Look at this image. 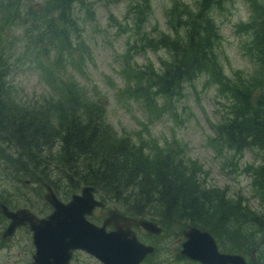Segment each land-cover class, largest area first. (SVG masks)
Segmentation results:
<instances>
[{"label": "trees", "instance_id": "trees-1", "mask_svg": "<svg viewBox=\"0 0 264 264\" xmlns=\"http://www.w3.org/2000/svg\"><path fill=\"white\" fill-rule=\"evenodd\" d=\"M221 2L203 0L197 3L196 12L182 10L175 20L185 29L181 35L177 31L174 35L144 30L141 25L135 33L138 49H165L167 55L159 66H129L122 91L148 108L149 124H153L151 115L162 117L168 110L167 102L179 98L185 84H192L201 75L208 76L231 104L222 124L215 125V132L224 136L228 149L235 154L245 148L261 153V157L256 153L260 163L249 164L246 169L262 211L243 204L241 197L231 198L220 188L204 185L200 179L202 165L187 156L183 148L186 144L174 134L161 140L150 131L145 135L115 132L107 121L101 90L88 80L84 68V28L78 13L86 0L0 2V18L5 23L14 20V26L21 28L31 22L22 37L14 38V65L30 57V66L39 69L40 80L50 87L40 101L26 103L17 98L15 89L13 97V87L6 80L9 58L1 48L0 152L11 151L12 156L6 157L14 162V177L21 181L31 178L54 190L63 181L71 194L91 185L104 201L113 199L125 214L156 219L163 226L181 223L208 230L218 241L227 243L221 246L229 252L250 253L261 248L264 6L248 0L260 14L241 25L248 37L243 45L245 52L260 67L246 79L240 70L231 78L224 73L214 50L219 34L210 12L213 4ZM149 8V0L130 6L136 12L137 23L140 14L139 22L146 20ZM256 88L259 90L254 93ZM257 262L264 264L261 258Z\"/></svg>", "mask_w": 264, "mask_h": 264}, {"label": "rangeland", "instance_id": "rangeland-1", "mask_svg": "<svg viewBox=\"0 0 264 264\" xmlns=\"http://www.w3.org/2000/svg\"><path fill=\"white\" fill-rule=\"evenodd\" d=\"M202 1L149 0L150 8L146 12V20L140 23V14L137 23L136 12L130 9V6L141 4V0H86V6H82L78 13L83 19L84 28V68L88 73V80L101 90L107 121L113 125L117 134L145 135L150 131L161 140L174 134L186 144L183 148L186 149L187 156L198 160L202 165L203 173L200 179L204 185L220 188L231 198L241 197L243 204L249 205L255 211H262L263 205L256 196L257 193H253L251 189V178L246 169L249 164L260 163L261 159L256 153L260 157L261 153L258 149L245 148L241 154H235L228 149L224 136L215 132V125L222 124L221 120L229 113L231 104L224 94L222 95L220 88L208 81V76L201 75L192 84H185L181 96L167 102L168 110L162 117L151 115L155 120L153 124H149L148 108L136 99L127 97L128 94L122 91L126 85L129 66L133 67L134 63L138 66L150 63L159 66L161 59H165L167 55L165 49H138L135 40L137 29L142 25L144 30L172 32L174 35L177 31L180 35L184 34L185 29L176 25V18L182 10L184 13L188 9L196 12L197 3ZM220 1V4L211 6L213 9L210 12L219 34L214 50L228 77L233 78L234 73L240 70L246 79L248 74L259 69L260 64L252 62L245 52L243 45L248 37L242 33L241 25L249 22L253 16H259L260 12L257 13L253 9L254 5L248 0ZM256 1L264 6V0ZM184 5L187 7L183 9ZM30 25L31 22L28 21L21 28H16L14 20L5 23V20L0 18V50L3 47L9 58L6 80L9 86L13 87V97L15 89L17 98L26 103L40 101L41 96L47 94L50 88L45 81L40 80L39 69L30 66V57L25 62L14 65V38L22 37V33ZM261 85L264 87V81ZM98 90L96 93L100 92ZM258 90L259 88H256L254 93ZM6 156H12L9 149L0 152V203L11 210L24 207L39 217L46 216L52 208L44 199L47 192L44 184L31 178L21 181L14 177V162ZM80 189L74 193L80 192ZM70 190L67 184L61 181L54 192L61 200L67 201L71 196V193H68ZM94 194L96 198L102 199L100 193ZM104 202L105 208L97 209L92 218L97 224L101 222L108 208L122 211L113 199ZM156 221L162 227L160 234H152L142 228L136 230L143 242L155 248L154 252L145 258L144 264H200L180 253V243L184 239L182 230L186 225L171 223L163 226ZM7 224L8 219L0 208V264H31L35 252L31 230L28 226H20L12 235L3 237L2 233ZM217 243L220 250H227L220 246L227 243L218 240ZM263 251L264 244L250 253L241 254L248 262L258 264L257 260H264ZM69 264L101 263L88 253L77 250L74 251Z\"/></svg>", "mask_w": 264, "mask_h": 264}, {"label": "water", "instance_id": "water-1", "mask_svg": "<svg viewBox=\"0 0 264 264\" xmlns=\"http://www.w3.org/2000/svg\"><path fill=\"white\" fill-rule=\"evenodd\" d=\"M44 199L52 207L46 217H38L28 208L9 209L1 204V212L8 219L2 233L10 236L15 229L28 225L32 231L35 252L31 264H68L74 250L80 249L98 258L104 264H141V260L153 252L154 247L141 243L136 236L122 227L141 225L147 231H161L154 221L125 216L116 209L108 211L102 225L91 222L87 216L93 209L103 206L94 196V188L86 185L64 202L45 185ZM113 222L115 229L106 231V225ZM185 240L180 253L201 264H254L247 262L241 254L218 251L213 236L206 230L190 226L182 230Z\"/></svg>", "mask_w": 264, "mask_h": 264}, {"label": "flooded vegetation", "instance_id": "flooded-vegetation-1", "mask_svg": "<svg viewBox=\"0 0 264 264\" xmlns=\"http://www.w3.org/2000/svg\"><path fill=\"white\" fill-rule=\"evenodd\" d=\"M55 193V192H54ZM79 193V192H78ZM95 193V192H94ZM56 194V193H55ZM74 193H72L71 194V196L73 195ZM57 195V194H56ZM95 195V194H94ZM58 196V195H57ZM71 196H70V198H71ZM59 198V197H58ZM70 198L67 200V201H64V202H68L69 200H70ZM60 199V198H59ZM61 200V199H60ZM97 200H98V198H97ZM99 200H102V202H103V206H101V207H95L94 209H93V213H92V215H90V216H88L87 218L91 221V222H93V223H95L94 221H92V218H93V215H94V213H95V211L97 210V209H100V208H105V202H104V200L103 199H99ZM63 201V200H62ZM48 203V202H47ZM1 204V203H0ZM49 204V203H48ZM52 208V207H51ZM110 209H116V210H118L120 213H122L123 215H125V216H129V217H134V216H132V215H129V214H125L124 212H122L121 210H119V209H117V208H113V207H110V208H108L107 210H106V212H105V214H104V216H103V218L101 219V222L98 224V225H102L103 223H104V221H105V219L108 217V211L110 210ZM52 211V210H51ZM51 212H49L48 214H50ZM48 214L46 215V216H48ZM46 216H42V217H46ZM39 217V216H38ZM134 218H143V219H146V220H151V221H154L158 226H160L158 223H157V221L155 220V219H151V218H148V217H134ZM97 224V223H96ZM24 226H28V225H24ZM28 228H29V226H28ZM138 228H142L141 227V225H133V226H130V227H128V228H126L125 226H123L122 227V230H126V229H128V231L132 234H134L135 236H136V239H138V241H140V242H142V243H144V244H146V245H150V244H147V243H145V242H143L142 241V239H141V237L140 236H138V234L136 233V230L138 229ZM160 228H161V231H162V227L160 226ZM115 229V226H114V224H113V222L111 221L110 223H108L107 225H106V231H112V230H114ZM143 229V228H142ZM30 230V229H29ZM144 231H146V232H149V233H152V234H160L161 233V231L160 232H158V233H154V232H152V231H147V230H145V229H143ZM32 232V231H31ZM33 242V241H32ZM181 243H182V241H181ZM181 243H180V245H181ZM34 245V244H33ZM150 246H153V245H150ZM154 247V246H153ZM34 248H35V246H34ZM77 250H79V249H77ZM77 250H74V251H77ZM154 250H155V248H154ZM74 251H73V253H74ZM81 251H83V250H81ZM223 250H221V252H222ZM85 252V251H84ZM154 252V251H153ZM73 253H72V256H73ZM34 254V253H33ZM150 254H152V253H148L142 260H141V264H144L143 262H144V260H145V258H147V256H149ZM90 255V254H89ZM91 256H93V255H91ZM182 256H184V255H182ZM94 257V256H93ZM184 257H186V256H184ZM95 259H97V260H99L98 258H96V257H94ZM186 258H188V257H186ZM188 259H190V258H188ZM190 260H192V259H190ZM32 261H33V257H32ZM192 261H194V260H192ZM99 262L101 263V264H104L103 262H101L100 260H99ZM195 262H197V261H195ZM32 263V262H31ZM199 263V262H198ZM201 264V263H200Z\"/></svg>", "mask_w": 264, "mask_h": 264}, {"label": "bare ground", "instance_id": "bare-ground-1", "mask_svg": "<svg viewBox=\"0 0 264 264\" xmlns=\"http://www.w3.org/2000/svg\"><path fill=\"white\" fill-rule=\"evenodd\" d=\"M0 207H1V204H0ZM123 212V211H122ZM134 218V217H133ZM137 219V218H136ZM138 219H143V218H138ZM98 225V224H97ZM208 231V230H207ZM209 232V231H208ZM209 233H211V232H209ZM212 234V233H211ZM216 238V237H215Z\"/></svg>", "mask_w": 264, "mask_h": 264}]
</instances>
